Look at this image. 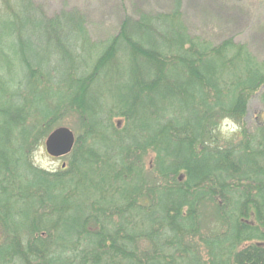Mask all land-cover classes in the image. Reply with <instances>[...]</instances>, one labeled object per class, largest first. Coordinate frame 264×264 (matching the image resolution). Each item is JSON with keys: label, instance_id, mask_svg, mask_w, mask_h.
Segmentation results:
<instances>
[{"label": "trees", "instance_id": "obj_1", "mask_svg": "<svg viewBox=\"0 0 264 264\" xmlns=\"http://www.w3.org/2000/svg\"><path fill=\"white\" fill-rule=\"evenodd\" d=\"M48 1L0 0V264H264V0Z\"/></svg>", "mask_w": 264, "mask_h": 264}, {"label": "rangeland", "instance_id": "obj_2", "mask_svg": "<svg viewBox=\"0 0 264 264\" xmlns=\"http://www.w3.org/2000/svg\"><path fill=\"white\" fill-rule=\"evenodd\" d=\"M39 3H46L47 0H36ZM62 1V0H61ZM103 1L105 0H101V2L99 1V4L103 6V8L106 6L104 4H101ZM201 0H199L200 2ZM232 2V1H231ZM48 7L51 5H53V8L57 9L56 7L58 6L59 2H57V0H49L48 1ZM98 4V5H99ZM101 6V7H102ZM243 9H245L244 5H242ZM197 9L194 7H190V9L188 10V13L196 18L195 21L192 22V26L193 28H195L197 30L198 33H202L206 30H211L214 34H216L219 37H224L226 36L227 30L230 28V25L227 24V21H214L212 18L209 19V17L207 16V13L205 12V14H198V11H196ZM246 10V9H245ZM207 16V19L204 18ZM264 16V15H263ZM244 22H245V17H243ZM224 20V18H223ZM241 30V29H239ZM238 31V30H237ZM258 44V47H260L262 50H264V45H261L262 42L260 41H256ZM255 43V42H254ZM257 45V44H256ZM250 114L248 115L247 118V123L250 125L254 122V120H256L257 118L261 117L264 120V100L263 98L255 97L250 104ZM67 124L69 126H73V128L76 131V128L79 127V120L76 114H68L65 116V121L62 123ZM68 127V126H67ZM238 130V126H236L235 124H232L229 121H225L223 124V130L225 132H231L232 130ZM34 159L35 162L40 165L41 167L47 169V170H51V171H55L57 169H60L61 166L68 162L69 157H53L51 155H49L46 151L45 148V144H43V146H41L35 153H34Z\"/></svg>", "mask_w": 264, "mask_h": 264}, {"label": "water", "instance_id": "obj_3", "mask_svg": "<svg viewBox=\"0 0 264 264\" xmlns=\"http://www.w3.org/2000/svg\"><path fill=\"white\" fill-rule=\"evenodd\" d=\"M75 142V132L67 126H59L47 136L45 148L49 155L59 158L69 154Z\"/></svg>", "mask_w": 264, "mask_h": 264}]
</instances>
